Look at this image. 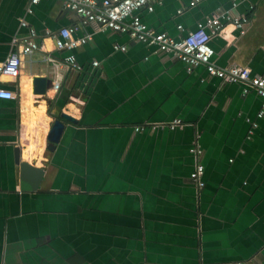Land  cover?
Segmentation results:
<instances>
[{"label":"crops","instance_id":"0c3cea01","mask_svg":"<svg viewBox=\"0 0 264 264\" xmlns=\"http://www.w3.org/2000/svg\"><path fill=\"white\" fill-rule=\"evenodd\" d=\"M188 1L160 0L137 14L174 37L176 24L193 29L217 7L243 16V32L227 23L209 38L211 60L264 73V0L233 9L229 0ZM28 5L0 0V61L25 34L20 20L40 44L0 83L14 92L0 99V264H264V111L256 115L254 91L125 33L81 25L61 0H40L31 13ZM73 25L74 37L90 38L54 49L50 34ZM66 53L79 70L61 63ZM36 75L51 79L43 95L31 92ZM60 111L77 122L64 121L49 151L50 115ZM174 118L182 125L170 129ZM14 143L20 160L42 169L33 191L19 188ZM196 161L201 187L188 177Z\"/></svg>","mask_w":264,"mask_h":264},{"label":"built area","instance_id":"2783aa9c","mask_svg":"<svg viewBox=\"0 0 264 264\" xmlns=\"http://www.w3.org/2000/svg\"><path fill=\"white\" fill-rule=\"evenodd\" d=\"M40 0H28V6L25 8L26 13H31V5L36 4ZM201 0H189L188 5L192 6ZM63 9L74 13L80 19L81 25L94 23L98 27L108 29L114 32L125 33L134 41L153 47L161 53H168L181 61L186 69H190L198 64L204 66L208 75L219 78L228 83H240L243 85L242 92L252 90L260 99V106L257 112L259 117L264 111V73L260 75H252L249 68L241 65H229L227 67H218L211 60L213 50L209 46V38L218 34L225 24H231L233 27L243 32V26L246 19L243 16H233L219 7L205 15L201 20L197 21L195 27L190 30H184L180 24H176L179 31L177 36H171L164 31H155L147 27L140 19L137 11L140 8L150 12L153 6L160 0H61ZM238 0H229L230 8L233 9ZM181 9H177L179 13ZM129 19L127 22L126 19ZM19 25L25 28V34L15 44L16 50L11 52L2 61H0V83L14 79L19 73L21 58L29 55L34 50L40 48L37 41L36 32L29 27L24 20L19 21ZM77 30V26H63L57 31L50 34L53 40L54 49L71 50L84 44L90 34L85 33L79 37H74L73 33ZM182 32V33H181ZM113 50L123 51V45H112ZM44 59L52 65H56L55 58L51 55H45ZM61 63L72 70H79L81 66L76 62L72 54H68L61 58ZM96 61H92V65H96ZM58 83L52 82V88L57 89ZM14 92L8 88L0 86V99H11ZM181 120L174 118L167 124L172 129L181 126ZM135 130H142L143 125L134 127ZM194 155L199 154L200 150L197 146L190 149ZM203 166L199 161L193 166L189 172V179L195 183L197 187L203 185L200 176Z\"/></svg>","mask_w":264,"mask_h":264},{"label":"water","instance_id":"95a60500","mask_svg":"<svg viewBox=\"0 0 264 264\" xmlns=\"http://www.w3.org/2000/svg\"><path fill=\"white\" fill-rule=\"evenodd\" d=\"M68 54L71 53H66L64 56ZM50 86L51 79L46 76L36 75L31 78V92L33 94L43 95L45 90ZM50 116L52 120L45 135V149L49 151L53 150L55 145L58 143L60 135L64 128V121H68L70 123L77 122L75 118L62 111H60L58 114H52ZM12 158L13 163L18 168L19 188L28 191L35 190L38 182L41 179L42 169L32 165L30 162L20 160V150L19 146L16 143H14L12 147ZM237 264L244 263L238 262Z\"/></svg>","mask_w":264,"mask_h":264}]
</instances>
